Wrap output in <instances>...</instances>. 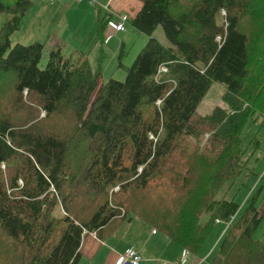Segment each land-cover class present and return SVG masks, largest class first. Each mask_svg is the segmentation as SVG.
I'll use <instances>...</instances> for the list:
<instances>
[{"label":"trees","instance_id":"trees-1","mask_svg":"<svg viewBox=\"0 0 264 264\" xmlns=\"http://www.w3.org/2000/svg\"><path fill=\"white\" fill-rule=\"evenodd\" d=\"M139 1L128 21L148 40L98 90L83 53L40 69L42 43L12 46L30 4L0 3V264H77L83 231L133 216L192 256L218 225L210 264H264L254 199L217 198L245 169L241 130L264 122V0ZM212 83L224 107L198 115Z\"/></svg>","mask_w":264,"mask_h":264},{"label":"rangeland","instance_id":"rangeland-1","mask_svg":"<svg viewBox=\"0 0 264 264\" xmlns=\"http://www.w3.org/2000/svg\"><path fill=\"white\" fill-rule=\"evenodd\" d=\"M94 1L92 5L88 3V0H84L83 3L77 5L78 3L74 0H51V7H46L43 12L42 9H39L37 0H29L30 5L24 11L25 14L20 21L21 27L9 37L11 45L20 43L25 45L32 44L34 40L31 36L36 31L38 35L49 33L50 38H47L46 41L43 36L41 41L38 40L46 43L42 49V56L37 63L40 69L45 67L49 52L55 48L49 47L47 44L55 42L58 43V47L66 56L77 51L85 55L84 57L89 62L90 69L99 75L97 90L102 81L110 79L120 80V82L124 81L126 68L134 62V58L140 52L148 37L131 28L132 26L128 19L133 18L137 12L133 14L134 9L132 10L130 5H128L130 3L128 2L129 0H111L108 2V11L103 8L107 2L106 0ZM121 11L128 13L124 31L112 34L107 43L101 42L110 33V29L109 27L101 29L99 21L109 15L112 17L115 14L125 13ZM221 16H223V11H221ZM7 17H10V15L6 12L0 14V27ZM39 28L41 31L38 32ZM153 36L158 39L162 46H170L160 27L154 29ZM216 41H218L217 38ZM7 81L0 79L1 95L7 93L3 89L7 88ZM97 90L93 93V97L97 95ZM224 90L225 86L223 84L212 83L204 99L195 109L197 114L204 116L211 111L212 107H224L221 96ZM156 105H159L157 101ZM148 139L156 141L150 135ZM202 141L204 142L205 139ZM239 147L244 154L242 162H244L245 169L239 172L238 177L234 181H226L220 187L217 198H232L234 202L240 204V209H243L248 200L253 198L257 211L262 218L255 226L252 238H256L264 244V122L262 124L260 121L255 124L254 122L246 124L240 132ZM116 190L117 188L113 189V191ZM110 195L109 192V197ZM133 218L137 219L136 217ZM222 230V227L217 225L202 250L198 255H195L200 258L203 255L205 256L202 258L201 264L211 263L210 254L214 250L215 242L221 235Z\"/></svg>","mask_w":264,"mask_h":264},{"label":"crops","instance_id":"crops-1","mask_svg":"<svg viewBox=\"0 0 264 264\" xmlns=\"http://www.w3.org/2000/svg\"><path fill=\"white\" fill-rule=\"evenodd\" d=\"M15 1L16 0H0L3 5L6 4L11 6L18 2V0ZM37 1L39 9H42V11L45 10L46 7H51L52 4L51 0ZM106 1L107 2L104 4L103 8H107L106 11H108V2L111 0ZM128 2H130L128 5H130L132 10L134 9L133 14L136 12L138 13L141 2L139 0H129ZM81 3L83 2H80L77 5ZM121 12H125L126 15L128 14L126 11ZM39 31H41L40 28L38 32ZM42 36L45 37V41L47 38H50L49 33L46 35H38L37 31L32 34L31 38L34 42L38 40L41 41ZM39 43H42L43 47L44 44H46L44 42ZM57 44L58 43L50 42L47 45L49 47L59 48ZM133 217L122 219L120 223L115 225L112 233L105 239H100L97 234L85 233V231H83L82 241L79 245V255L76 261L77 264H115L116 258L128 249H132L134 252L136 251L139 255L141 259L139 264H164L165 262L175 263L180 261V255L183 252V249L179 247L178 244L170 243L165 234L152 229L148 225L146 226L141 220ZM185 257V264H201L202 258L205 256L203 255L200 258L186 253Z\"/></svg>","mask_w":264,"mask_h":264},{"label":"built area","instance_id":"built-area-1","mask_svg":"<svg viewBox=\"0 0 264 264\" xmlns=\"http://www.w3.org/2000/svg\"><path fill=\"white\" fill-rule=\"evenodd\" d=\"M77 3L83 2L84 0H74ZM94 0H88V3L94 4ZM107 10V8H105ZM110 16V15H109ZM127 22V15L126 13H121L119 15L115 14L114 16H110L107 27L110 29V33L105 37L104 43L109 42L112 34L115 33H121L124 31L125 23ZM159 72H165L164 68H159ZM158 104L160 103V100H157ZM154 232V231H152ZM186 252L183 251L180 255V261L175 263H164V264H185L186 263ZM141 262V259L139 255L134 252L132 249L125 250L124 253H122L120 256L116 258L115 264H139Z\"/></svg>","mask_w":264,"mask_h":264}]
</instances>
